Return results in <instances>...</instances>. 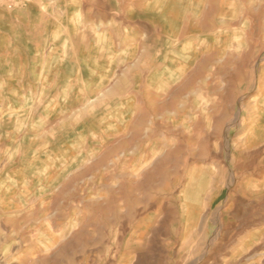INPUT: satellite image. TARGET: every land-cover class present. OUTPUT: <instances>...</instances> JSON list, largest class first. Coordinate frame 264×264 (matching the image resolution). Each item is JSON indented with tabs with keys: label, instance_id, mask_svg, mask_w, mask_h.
<instances>
[{
	"label": "rangeland",
	"instance_id": "obj_1",
	"mask_svg": "<svg viewBox=\"0 0 264 264\" xmlns=\"http://www.w3.org/2000/svg\"><path fill=\"white\" fill-rule=\"evenodd\" d=\"M256 36L264 47V0H0V264H132L147 237L121 241L118 226L151 231L160 217L133 213L152 201L174 213L163 264L213 247L216 264H264V189L245 174L234 195L219 172L264 151L237 144L264 111V48L245 59ZM212 112L228 148L209 152L204 134L169 147L167 129Z\"/></svg>",
	"mask_w": 264,
	"mask_h": 264
},
{
	"label": "bare ground",
	"instance_id": "obj_2",
	"mask_svg": "<svg viewBox=\"0 0 264 264\" xmlns=\"http://www.w3.org/2000/svg\"><path fill=\"white\" fill-rule=\"evenodd\" d=\"M260 38L261 37L256 36L255 39L249 44L248 51L245 53V59L249 60L253 64H255L258 61V59L260 57L259 55H260L261 51L264 48L263 45H261V43H260ZM217 44H218V42H217ZM256 52L258 53L257 55H255ZM217 55H218V52H215V54H213V57L216 58ZM218 77L222 78V84H223V85H221L222 86V92H223V95L221 96V98L222 97L229 98V96H231V93L233 91L232 88H234L236 83H237L236 80L230 78L225 72L223 74H221V75L219 73ZM203 118H204V116L202 115L194 123H189V124L183 123V124H181L182 127H184L185 129L188 130V132H187L188 134L187 135L183 131L177 132L175 130L167 129V132H169V133L166 132V133H164V135H165L166 138L171 140L168 143L169 147L171 146V142L175 141L176 145L178 146V148L176 147L178 150H181V146L182 147L184 146V147H187L188 149H190V148H192L193 143L195 142L197 134L198 135L204 134L203 135L204 145H205L206 149L209 152L211 151V149H213V148L215 149V146H217V145H218L220 150L223 149V148H228V147H225V145H227V142H223V141H220V142H218L217 145H214L213 142L216 141V135L214 133H212V132L211 133L207 132L208 129L211 130V131L215 130L218 122L220 121V118L218 117L217 113L216 112H212L211 114H206V119H203ZM258 118L261 121L260 122L261 124H262V122L264 123V111L263 112L261 111L259 113V117ZM244 121H245V118H243L241 120V118H238V117H234V118H232L230 120L229 119L228 120L224 119V120H222V122L224 123L223 128L224 129H229L231 127H236L238 125H243ZM261 124L258 125L257 127H255L254 129H251L250 131H248V133L246 135H243L242 137H240L238 139V143L237 144L240 143V144L247 145V146H250V147H256V145H258L260 143H263L264 142V132H263L264 125H261ZM226 138H227V136H226ZM261 149H262V146L254 148L252 150L251 154L249 155V157H247L245 160H234L235 163L237 164L235 166L234 170H231L229 168L227 170H225L224 168L219 170V172H221L222 174H224V175L227 174L228 175L227 176L228 177L227 178L228 179L227 186H228L229 191L232 194H234V195H239L240 194V192L242 190V185L238 183V180H239V178L242 175L247 174L248 177H253V178H256L257 180L261 179L263 177V175H264V167H262V166L264 165V151H262ZM187 158L189 159L190 157H187ZM216 158H217V156H216ZM253 178L248 183H246L245 187L248 190H250V191L263 190L264 189V183L263 184H259L258 181L256 179H253ZM143 179L146 180L147 179L146 176H144ZM130 182L132 184H136L137 183V181H132V180L126 179L123 182L124 183L123 186L125 184H128V183L130 184ZM142 193L145 196L146 195L149 196V191L148 190H144L143 189ZM123 198H125V196ZM136 198H138V197L134 196L132 198V199H134V203H136V201H135ZM255 198H257V197H255ZM133 206H135V205H133ZM263 206H264V203H263ZM246 207H247V209H250V204L247 203ZM251 210H252V208H251ZM134 211H135V214L133 213V216H135L137 218H140V217L144 216L147 213V217H145L143 220H145L148 217L149 218H151V217H158L159 218L160 217V218L156 222V226L151 231H149V232H145L144 231L143 233H141V234H139L137 236L130 235V232H131V228H130L131 220H130V218L129 219L124 218V220H122V222L119 224V226H118V237H119V239L121 241L123 240L124 237H128L129 238L128 241H131V240L133 241L134 239H140V238L147 237L144 240V242L147 244V247H148L147 252H142L141 250L134 251L133 255H132V264H163V257L164 256H163L162 248L159 246V244H160L159 242H160V239L163 237V235H167L168 226H169V224L171 223V221L173 219L174 213L172 212L171 209H169L167 207H158L156 202H154V201L149 202L147 208L143 207L141 209H136ZM160 211L162 213L161 215L159 214ZM234 213H235V216H238L239 213H240V209L236 208L234 210ZM142 222L143 221H141L140 223H142ZM242 224H246L244 220H242L241 223H239L236 227L234 225L231 231H228V230H226L224 228L222 222H219L218 230H217L216 234H214V235L217 238V237H221L223 234L224 235L229 234L230 232H236L237 233L239 227ZM234 236H235V234H234ZM215 237H214V239H215ZM149 245H152V246L149 247ZM89 246L90 245H85L84 248H85V250L87 249L86 251L91 253L92 251L90 249H88ZM226 247H227V245H226ZM60 248L61 247H59V249ZM221 249H222V247H221ZM221 249L220 248L217 249V248L213 247L211 249V251H212V254L214 256H212L211 252H209V251L204 252L201 256L199 255V258L198 259L196 258V260L194 262H192V264H206L207 261L210 258H211L210 260L212 261V262L210 261L211 262L210 264H216L221 258V255H220ZM18 250H19V248H18ZM39 259H41V258H39ZM14 263L15 262H13L11 264H14Z\"/></svg>",
	"mask_w": 264,
	"mask_h": 264
}]
</instances>
